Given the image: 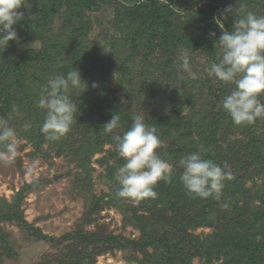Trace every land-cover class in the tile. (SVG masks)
Returning <instances> with one entry per match:
<instances>
[{
	"label": "trees",
	"instance_id": "1",
	"mask_svg": "<svg viewBox=\"0 0 264 264\" xmlns=\"http://www.w3.org/2000/svg\"><path fill=\"white\" fill-rule=\"evenodd\" d=\"M105 10L115 17L93 40ZM16 141L76 159L89 179L111 144L100 161L114 159L112 189L141 230L129 244L148 264H264V0H0V150ZM21 216L0 201V264L12 253L2 221ZM67 236L49 264L94 256V234Z\"/></svg>",
	"mask_w": 264,
	"mask_h": 264
},
{
	"label": "rangeland",
	"instance_id": "2",
	"mask_svg": "<svg viewBox=\"0 0 264 264\" xmlns=\"http://www.w3.org/2000/svg\"><path fill=\"white\" fill-rule=\"evenodd\" d=\"M109 12L105 10L97 14L96 17L103 22V25H95L93 40L104 38L102 27L115 17L114 12ZM60 24L61 20L58 19L55 23L56 30ZM107 46L109 48L106 47L105 56L112 51L111 42ZM187 56L189 54H179L180 59ZM195 59H197L195 62L198 61L196 66L192 60H187L188 64H185L190 73L195 72L197 67L200 69L201 62L206 60L204 57ZM117 86L116 77L111 87L117 89ZM116 93L121 95L123 91L118 90ZM31 150L32 147L26 145L24 141H16L7 150H0V201L16 200L20 204L21 219L26 223L18 222L19 220L2 221L1 225L12 249L10 256H3L4 264H43L44 262L49 264L50 259H45L46 255L51 253L57 256L64 247H69L67 239L63 243L58 242H61L65 236L69 239L67 235L81 230L88 235L94 234L92 249L95 253L92 258L87 257L81 264H148V254L136 250L129 244V239H133L132 241L139 239L141 230L129 224V217L132 218L134 214L129 210V201L124 202L123 199L118 198L112 189L119 186L116 180L114 181L115 177L111 179L108 171L109 165L115 163L114 159L110 158L106 163L100 161L109 157V153L113 151L111 144H106L103 152L97 153L92 158L94 170L90 179L82 172L76 159L70 160L65 154L56 155L55 151L51 152L50 157L45 158L38 153L31 155ZM145 155L144 150L138 153L133 151L124 153L132 163L139 161ZM171 168L170 163H164L158 166V172ZM145 173L146 171L141 169L138 176ZM28 183H31L32 187L19 197L18 194ZM113 201L117 205L108 204ZM254 204L260 205V200L256 198ZM31 228L39 229L50 239H61V241L57 240L55 243L53 239V242L41 238L36 240L29 235ZM192 232L203 236L213 231L211 227H200ZM111 236L120 241L121 247L117 244L112 247L111 244L101 241ZM204 262L199 258L194 259L195 264Z\"/></svg>",
	"mask_w": 264,
	"mask_h": 264
},
{
	"label": "water",
	"instance_id": "3",
	"mask_svg": "<svg viewBox=\"0 0 264 264\" xmlns=\"http://www.w3.org/2000/svg\"><path fill=\"white\" fill-rule=\"evenodd\" d=\"M56 179V178H55Z\"/></svg>",
	"mask_w": 264,
	"mask_h": 264
}]
</instances>
